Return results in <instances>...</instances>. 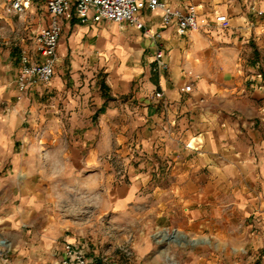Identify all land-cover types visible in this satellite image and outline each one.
Masks as SVG:
<instances>
[{"label":"crops","instance_id":"0c3cea01","mask_svg":"<svg viewBox=\"0 0 264 264\" xmlns=\"http://www.w3.org/2000/svg\"><path fill=\"white\" fill-rule=\"evenodd\" d=\"M163 2L183 15L193 8L198 28L181 34L176 19L165 23L162 9H145L141 29L61 19L51 84L20 94L21 52L37 59L36 37L51 18L45 3L34 0L24 16L40 12L42 29L28 27L14 37L13 15L0 0L5 131L19 142L20 159L32 150L63 145L88 166L117 155L131 154L139 164L159 158L171 167V186L148 193L158 197L171 230L209 232L230 244L237 223H248L245 237L233 239L263 247L264 0ZM220 16L225 23L216 22ZM157 51L164 55L165 70L155 71ZM132 175L134 194H142L151 176ZM34 199L29 194L23 204L34 206ZM59 238L42 226L39 233L0 241V264H63L66 242L86 252V244ZM262 259L264 264V254Z\"/></svg>","mask_w":264,"mask_h":264},{"label":"rangeland","instance_id":"374dc122","mask_svg":"<svg viewBox=\"0 0 264 264\" xmlns=\"http://www.w3.org/2000/svg\"><path fill=\"white\" fill-rule=\"evenodd\" d=\"M40 14L9 16L12 36L26 33L28 27L39 32ZM261 60L264 63V57ZM7 123L0 106V241L27 237L29 231L36 234L48 226L60 234L59 242L86 244L95 264H262L264 246L252 248L244 239H233L245 237L248 223H237L230 244L218 242L209 232L186 234L168 227L158 197H149L153 187L171 186V167L165 161L139 164L126 154L88 166L71 157L65 145L32 150L20 159L19 142L6 133ZM133 172L151 176L143 195L134 194ZM29 194L34 206L23 204ZM174 231L178 234L169 240Z\"/></svg>","mask_w":264,"mask_h":264},{"label":"built area","instance_id":"2783aa9c","mask_svg":"<svg viewBox=\"0 0 264 264\" xmlns=\"http://www.w3.org/2000/svg\"><path fill=\"white\" fill-rule=\"evenodd\" d=\"M34 0H2L8 13L22 17L29 10ZM45 3L51 21L48 27L43 28L36 37V57L23 51L20 55V71L16 80L17 89L20 94L26 93L40 85L49 86L54 77L55 64L57 60V49L62 33L61 19L70 20L74 16L82 23L87 24L90 20L95 23L108 21L113 23H127L143 28L139 18L145 9L164 11V21L169 24L173 19L177 20L179 32L186 34L198 28L197 15L193 8L188 14L183 15L173 11L163 0H39ZM217 23H225L226 17L216 18ZM162 51H157L155 56V71L167 69L163 60ZM192 86L185 89L190 93ZM162 98V93L156 94ZM63 264H95L88 258L87 253L79 245L65 243L63 245Z\"/></svg>","mask_w":264,"mask_h":264},{"label":"water","instance_id":"95a60500","mask_svg":"<svg viewBox=\"0 0 264 264\" xmlns=\"http://www.w3.org/2000/svg\"><path fill=\"white\" fill-rule=\"evenodd\" d=\"M177 234H178L177 231H174V232L172 233V235L170 236L169 240H173L174 237H175Z\"/></svg>","mask_w":264,"mask_h":264}]
</instances>
